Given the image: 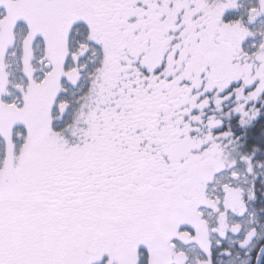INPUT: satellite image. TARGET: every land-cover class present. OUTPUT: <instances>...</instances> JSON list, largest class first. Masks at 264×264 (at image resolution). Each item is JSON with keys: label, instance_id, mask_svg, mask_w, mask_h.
Instances as JSON below:
<instances>
[{"label": "snow or ice", "instance_id": "1", "mask_svg": "<svg viewBox=\"0 0 264 264\" xmlns=\"http://www.w3.org/2000/svg\"><path fill=\"white\" fill-rule=\"evenodd\" d=\"M0 264H264V0H0Z\"/></svg>", "mask_w": 264, "mask_h": 264}]
</instances>
